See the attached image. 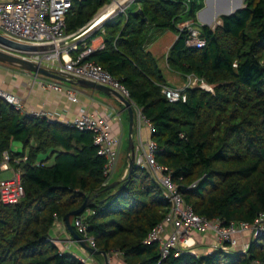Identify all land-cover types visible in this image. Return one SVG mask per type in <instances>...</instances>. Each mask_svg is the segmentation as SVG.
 I'll list each match as a JSON object with an SVG mask.
<instances>
[{"label": "trees", "instance_id": "1", "mask_svg": "<svg viewBox=\"0 0 264 264\" xmlns=\"http://www.w3.org/2000/svg\"><path fill=\"white\" fill-rule=\"evenodd\" d=\"M109 3L73 0L65 16L66 34L85 26ZM243 3L220 15L213 28L200 24L206 43L194 48L185 44L177 23L196 22L203 0H133L122 15L104 22V47L86 58L119 79L142 108L158 146L156 159L168 167L184 201L223 225L251 223L264 213V0ZM148 24L177 34L165 54L169 73H162L145 48ZM189 75L212 90L187 87L184 100L169 102L162 86L183 85ZM30 138L35 144L26 155L7 150L11 139L28 145ZM49 148L59 149L53 163L37 162L38 152ZM3 151L21 173L24 195L15 204L0 202V264H82L49 240V233L93 194L81 214L87 233L96 249L116 252L126 264H264V234L250 238L244 252L187 249L162 259L158 244L145 240L168 203L146 171L140 176L141 168L134 165L129 178L106 190L110 183L102 186L103 159L89 131L21 114L0 98V160Z\"/></svg>", "mask_w": 264, "mask_h": 264}, {"label": "built area", "instance_id": "2", "mask_svg": "<svg viewBox=\"0 0 264 264\" xmlns=\"http://www.w3.org/2000/svg\"><path fill=\"white\" fill-rule=\"evenodd\" d=\"M72 2L73 0H0V34L23 44H56L72 35L65 32V16L71 8ZM110 10L113 11L112 8ZM200 24L192 19L177 23V28L185 33V44L187 46L200 48L205 45L206 41L200 34ZM95 49V46L90 45L73 56L70 53L77 50L75 44L45 51L15 50L0 44V50L3 52L61 72L71 78L89 80L112 89L129 101L134 112L136 125L140 127L142 124H146L152 132V126L144 116L142 108L130 98L128 88L99 64L92 60H86ZM34 76L38 77L40 75L34 73ZM38 82L44 88L63 92L72 102L77 101L76 90L62 86L58 80L39 79ZM187 87H201L209 91L212 90V86L203 79L189 75L186 83L182 86L163 85L161 91L169 102H175L185 99L184 89ZM0 98L11 104L20 113L23 112L21 100L15 94L0 87ZM23 114L55 121L54 115L45 110ZM115 117L116 115L112 110L106 111L101 116L83 111L71 120L61 122L69 127L91 133L92 144L96 148V153L103 159L102 175L104 181L102 186H106L111 182L119 156L120 138L111 133L110 126V121ZM157 151L158 146L153 139L143 140L138 138L134 141V165L148 173L150 179L157 184L168 203V210L163 219L149 231L145 240L146 242H156L158 244L162 259L167 257L170 252L174 256H178L181 252L194 246L195 240L192 236L194 232L210 231L214 234L215 242L210 246L208 252L214 249L225 252L232 250L244 252L248 248L249 241L240 244L239 236L241 234L248 232L249 238L264 234L263 212L259 213L251 223L240 221L228 225H223L218 218L208 219L197 214L184 201L182 193L171 178L168 167L157 161ZM130 156L129 151L128 159ZM25 158L24 156L23 159ZM9 159L10 154L3 151L0 168L8 169ZM23 195L24 189L19 170H15L11 177L0 180V202L2 204H15ZM88 213L92 212L88 211ZM81 214L73 217L71 224L74 230L86 240L87 245L96 249L95 239L87 233L83 221L84 216H81ZM49 240L54 243L57 242L51 236H49ZM78 260L82 264H86L88 261L85 256H78Z\"/></svg>", "mask_w": 264, "mask_h": 264}, {"label": "crops", "instance_id": "3", "mask_svg": "<svg viewBox=\"0 0 264 264\" xmlns=\"http://www.w3.org/2000/svg\"><path fill=\"white\" fill-rule=\"evenodd\" d=\"M223 1V0H220ZM226 1V0H224ZM243 1L241 6H243ZM133 4V0H127L123 4L122 8L111 14L105 20H114L119 15H122L125 8ZM203 7H205L206 2L203 0ZM202 7V8H203ZM201 8V9H202ZM122 13V14H121ZM202 14V13H201ZM209 15L208 12L201 15L200 18ZM124 16V15H123ZM199 19V15L197 13ZM217 17H215L216 20ZM200 20V19H199ZM206 20V19H205ZM198 22V21H197ZM201 24H205L200 21ZM104 24V23H103ZM103 24L97 27L87 36L83 37L75 45L77 50L71 51V55H76V53L90 45L95 46L96 49H102L104 47L105 33L102 31ZM100 31L101 33L97 34ZM177 38L175 31L169 29H158L152 24L147 25L146 32V42L145 48L151 52L154 58L157 61L158 66L161 68L162 73H169L168 67L166 66L165 54L172 46L174 40ZM94 50V51H95ZM165 51V53H163ZM161 60V61H160ZM166 66V67H165ZM172 71V70H171ZM176 73V72H173ZM40 75V74H38ZM177 73L175 74L176 77ZM39 79L42 80H57L48 76L40 75L38 77L34 76V73L17 68L12 65L4 64L0 62V87L6 89L7 91L15 94L19 97L22 103L23 113H32L39 110H45L54 115L55 121L64 122L71 120L73 117L78 115L81 112L91 113L97 116L105 114L106 111L112 110L116 115L110 121L111 133L117 135L120 138L119 146V156L118 161L115 166L114 174L112 176V181L122 180L128 172V116L127 111L125 110L123 104L119 102L115 97L106 95L100 91L87 89L79 87L77 85L60 81L62 86L66 88H73L77 92V101L72 102L69 97L63 92H58L49 88H44L38 82ZM59 81V80H58ZM170 84V83H169ZM182 84V83H181ZM171 86H179L178 84H170ZM124 113L126 114V121L124 120ZM135 120V118H134ZM127 133V147L126 150L122 151V140L125 138ZM138 138L143 140L152 139V132L150 127L146 124H142L140 127L136 125V122L133 127L132 139L133 142ZM35 144L33 138L29 139L28 145H23L20 141L11 139L8 144L7 150L11 153H22L27 154L29 146ZM59 149L49 148L45 151H39L36 157V161H40L45 165H51L54 161V157ZM19 158H15L16 162ZM14 165L9 164L8 169L0 168V180L9 178L15 172ZM147 173V172H146ZM148 174V173H147ZM49 235L57 240L56 244L58 245L61 251H65L73 254L78 258V256H85L88 261L86 264H104L103 256L100 255V258L95 257L94 255L89 254L80 244L72 238V235L65 227L63 221H56L53 227L50 230ZM195 240L194 250L196 254L198 253H207L210 249V246L215 242V236L212 232H196L193 235ZM248 232H244L239 236V243L249 241ZM108 264H126L120 254L112 252L109 256Z\"/></svg>", "mask_w": 264, "mask_h": 264}, {"label": "water", "instance_id": "4", "mask_svg": "<svg viewBox=\"0 0 264 264\" xmlns=\"http://www.w3.org/2000/svg\"><path fill=\"white\" fill-rule=\"evenodd\" d=\"M206 5L202 9L198 11L199 17L201 15L205 14L206 12L209 13V15L205 16L206 22L208 21L209 23H205V25H209L212 20L219 16V15H229L233 13L234 11L240 9L242 6V0H226V1H220V0H205ZM119 4V3H118ZM111 10L102 12L96 16H94L85 26L81 27L79 30L76 32L72 33L69 37L57 42L56 44H47V45H29V44H23L19 43L16 41H13L9 38H6L2 34H0V44L10 47L15 50H23V51H45V50H52L55 48H64L68 45L71 44H76L79 42L83 37L87 36L90 34L92 31L97 29L100 25L104 23L105 18L109 15ZM202 13V14H201ZM200 21H202V18H199ZM205 21V20H204ZM0 62L8 65L15 66L20 69H24L27 71H30L35 74H40L44 76H48L54 79H57L59 81H64L68 82L74 85H77L79 87L87 88V89H92V90H97L100 91L106 95H110L115 97L119 102H121L127 111V116H128V149L131 153V156L128 160V174L127 178L130 177L131 171L134 167L133 163V146L134 142L132 139V132H133V127L135 124L134 120V112L133 109L129 103L128 100L124 99L121 97L117 92L113 91L112 89L96 84L92 81L85 80V79H74L71 78L65 74H62L61 72H57L54 70H51L49 68L43 67L41 65H38L36 63H33L31 61L25 60L23 58H20L18 56L8 54L6 52H3L0 50ZM121 180H114L112 181L107 187L106 190H110L112 188L117 187L120 184ZM97 196V194L93 195H87L85 196L83 202L80 204L79 207H77L74 210H71L67 212L63 216V223L67 230L70 232L72 235V238L79 242V244L91 255H102L104 259V264L109 263L108 255L105 251L95 249L93 247H90L87 245L86 240L79 236L75 230L73 229L71 225V218L80 215L89 204L93 202V199Z\"/></svg>", "mask_w": 264, "mask_h": 264}, {"label": "rangeland", "instance_id": "5", "mask_svg": "<svg viewBox=\"0 0 264 264\" xmlns=\"http://www.w3.org/2000/svg\"><path fill=\"white\" fill-rule=\"evenodd\" d=\"M126 1L127 0H110V3L108 4V5H105V6H103L102 8H100L99 9V11L96 13V15H98V14H100V13H102V12H105V11H108V10H110L111 8H112V10L113 11H111L110 13H109V16L111 15V14H113L114 12H116L117 10H119L120 8H122L123 6V4H125L126 3ZM119 3V4H118ZM244 4V3H243ZM200 10V9H199ZM198 10V11H199ZM198 11L196 12V19H197V21L200 23V20L198 19V17H197V13H198ZM95 15V16H96ZM220 16V15H219ZM219 16H217V18H216V20L214 19V21L211 23V24H209V25H207V26H210V27H213V25H215L217 22H219ZM203 25H205V24H203ZM163 53H165V51H163ZM161 61V60H160ZM173 74V73H172ZM168 76L169 77H171V80H173L174 78H172V75H170V74H168ZM175 82H173V84H174ZM179 86H182V84L180 83V84H178ZM126 114L124 113V120L126 121ZM126 147H127V133L125 134V138L122 140V146H121V148H122V151L124 150H126ZM138 172H139V174H140V176H144V174H145V171L144 170H141V169H138ZM194 233H196V232H194ZM194 233H193V235H194ZM192 235V236H193ZM196 243V242H195ZM194 246H195V244H194ZM194 246H192V247H190L189 248V251H191V252H195V250L193 249L194 248ZM193 252V253H194ZM95 257H97V258H100V255H94ZM100 260V262H102V260H101V258L99 259Z\"/></svg>", "mask_w": 264, "mask_h": 264}, {"label": "bare ground", "instance_id": "6", "mask_svg": "<svg viewBox=\"0 0 264 264\" xmlns=\"http://www.w3.org/2000/svg\"><path fill=\"white\" fill-rule=\"evenodd\" d=\"M123 1H124V0H123ZM223 1H224V0H223ZM199 18H200V17H199ZM202 19H203L202 22H204V23H209L208 21L206 22V20H205V19H207L206 17H203ZM214 19H215V18H214ZM214 19L212 20V22L214 21ZM204 20H205V21H204ZM212 22H211V23H212ZM211 23H210V24H211Z\"/></svg>", "mask_w": 264, "mask_h": 264}, {"label": "clouds", "instance_id": "7", "mask_svg": "<svg viewBox=\"0 0 264 264\" xmlns=\"http://www.w3.org/2000/svg\"><path fill=\"white\" fill-rule=\"evenodd\" d=\"M111 183V182H110ZM72 219V218H71ZM72 225V224H71Z\"/></svg>", "mask_w": 264, "mask_h": 264}]
</instances>
